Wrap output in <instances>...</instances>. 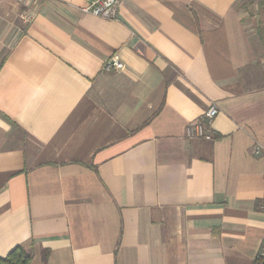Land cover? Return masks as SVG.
<instances>
[{
	"label": "crops",
	"instance_id": "0c3cea01",
	"mask_svg": "<svg viewBox=\"0 0 264 264\" xmlns=\"http://www.w3.org/2000/svg\"><path fill=\"white\" fill-rule=\"evenodd\" d=\"M87 1L0 0V256L21 244L30 264H252L261 0H119L115 18ZM114 53L123 67L102 71ZM210 102L211 138L187 136Z\"/></svg>",
	"mask_w": 264,
	"mask_h": 264
},
{
	"label": "built area",
	"instance_id": "2783aa9c",
	"mask_svg": "<svg viewBox=\"0 0 264 264\" xmlns=\"http://www.w3.org/2000/svg\"><path fill=\"white\" fill-rule=\"evenodd\" d=\"M26 3L30 0H20ZM38 2H45L49 0H36ZM264 4V0H261ZM119 0H88L82 10L96 16L107 18H115L118 13ZM123 62L119 55L114 53L110 55L102 65V71H111L113 69H121ZM218 113V107L215 102H210L208 106L202 111L199 118L191 121L185 127V133L190 137L211 138V122ZM261 151V145L256 143L252 146V152L258 154ZM252 264H264V242L256 253Z\"/></svg>",
	"mask_w": 264,
	"mask_h": 264
},
{
	"label": "trees",
	"instance_id": "16d2710c",
	"mask_svg": "<svg viewBox=\"0 0 264 264\" xmlns=\"http://www.w3.org/2000/svg\"><path fill=\"white\" fill-rule=\"evenodd\" d=\"M30 260V250L21 244L14 246L6 255L0 256V264H30Z\"/></svg>",
	"mask_w": 264,
	"mask_h": 264
},
{
	"label": "rangeland",
	"instance_id": "374dc122",
	"mask_svg": "<svg viewBox=\"0 0 264 264\" xmlns=\"http://www.w3.org/2000/svg\"><path fill=\"white\" fill-rule=\"evenodd\" d=\"M17 1L21 2L20 0H17ZM21 3H22V2H21Z\"/></svg>",
	"mask_w": 264,
	"mask_h": 264
}]
</instances>
